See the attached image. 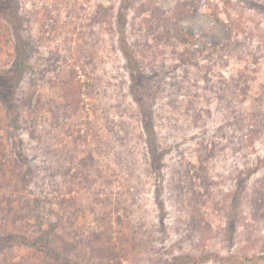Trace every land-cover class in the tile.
Returning <instances> with one entry per match:
<instances>
[{"label": "rangeland", "instance_id": "1", "mask_svg": "<svg viewBox=\"0 0 264 264\" xmlns=\"http://www.w3.org/2000/svg\"><path fill=\"white\" fill-rule=\"evenodd\" d=\"M8 85L0 264H264V0H0Z\"/></svg>", "mask_w": 264, "mask_h": 264}, {"label": "trees", "instance_id": "2", "mask_svg": "<svg viewBox=\"0 0 264 264\" xmlns=\"http://www.w3.org/2000/svg\"><path fill=\"white\" fill-rule=\"evenodd\" d=\"M8 1V0H7ZM166 19H161V24L165 23ZM242 32L243 29L241 28ZM177 38L179 39V42H181L183 45H185L186 50L189 51V57H186L188 60V58L194 57L197 54L201 53V51H205L207 49H198V47H191L188 49L189 44H193V41H197L198 36L195 35L193 30H185V31H177ZM231 35L229 36V39L231 40ZM199 39V38H198ZM212 49L214 51L210 52L209 54H214L213 52L216 53V49H218L216 46H213ZM23 50H25L24 47H22V52H24ZM21 52V50H20ZM206 52V51H205ZM207 54V53H206ZM22 65L20 63V61L18 62V66L21 67V65L23 66V70H27L30 69V74L33 73V68L29 65L27 58L23 61ZM224 84H227L226 82H224ZM6 88V89H5ZM29 89V88H28ZM9 90V91H7ZM16 91L14 89V87H10V85L2 88L0 87V94L3 100H5L6 103H9V107H10V111H12L15 115V121H13L14 125L16 128H18L19 125H17L16 123V119H18V117H21V113L20 111L23 108H27L30 107V101H29V96L27 94H25V91L19 95L16 94ZM29 90L26 91V93ZM16 94V95H15ZM15 96L17 98V100H19V102L15 103ZM77 109H81V106H77ZM31 136H33V132L30 131ZM151 134V133H148ZM165 155V151L161 150L158 154V158L157 159H153L151 162V168L152 171L155 174H159L160 171H158V163L160 162L159 160L162 159ZM35 221H36V226H35V235L32 237H27L25 235H19V234H15V235H8L6 237H2L1 240L2 242H6L7 244H23L25 246H31V247H36L37 250H40L42 252H46L51 258H59L61 259V262L67 264L69 262H71L72 264H76L77 261H74V259H72V257H70V255L68 254H63V257H60L59 254L60 253H65V251L63 250H67V245L69 244V242H67L66 244H64L65 248H63V250L61 249H55L53 246V242H55V240L57 239H61L64 240V238L61 237V235L59 233L56 232L54 225L46 230L43 229V223L41 220H39V218L36 216L35 217ZM3 243V244H4Z\"/></svg>", "mask_w": 264, "mask_h": 264}]
</instances>
